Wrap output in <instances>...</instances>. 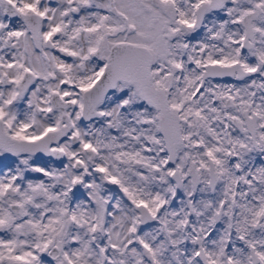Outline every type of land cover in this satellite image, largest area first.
<instances>
[{
    "label": "snow or ice",
    "instance_id": "1",
    "mask_svg": "<svg viewBox=\"0 0 264 264\" xmlns=\"http://www.w3.org/2000/svg\"><path fill=\"white\" fill-rule=\"evenodd\" d=\"M0 264H264V0H0Z\"/></svg>",
    "mask_w": 264,
    "mask_h": 264
}]
</instances>
